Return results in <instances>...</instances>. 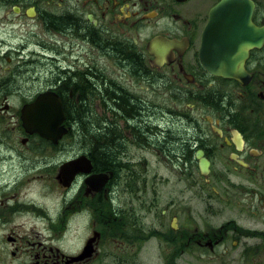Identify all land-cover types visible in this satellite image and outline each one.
<instances>
[{"label":"flooded vegetation","instance_id":"flooded-vegetation-1","mask_svg":"<svg viewBox=\"0 0 264 264\" xmlns=\"http://www.w3.org/2000/svg\"><path fill=\"white\" fill-rule=\"evenodd\" d=\"M217 1L0 0V264H219L264 252V0H248L262 42L234 77L199 56ZM155 90L162 101L146 98ZM41 93L61 102L68 132L56 141L21 117ZM79 111H98L91 140ZM167 116L184 129L152 124ZM108 131L119 146L104 163ZM133 145H151L188 183L150 181Z\"/></svg>","mask_w":264,"mask_h":264},{"label":"water","instance_id":"water-1","mask_svg":"<svg viewBox=\"0 0 264 264\" xmlns=\"http://www.w3.org/2000/svg\"><path fill=\"white\" fill-rule=\"evenodd\" d=\"M252 6L253 3L248 0H219L210 8L199 55L211 73L237 75L250 48L261 43L262 38L256 37L257 30L251 22ZM22 118L29 131L53 141L67 131L60 125L63 113L58 98L50 94L38 95L23 108ZM196 156L202 173L206 174L208 160L202 156L201 150H197Z\"/></svg>","mask_w":264,"mask_h":264},{"label":"rangeland","instance_id":"rangeland-1","mask_svg":"<svg viewBox=\"0 0 264 264\" xmlns=\"http://www.w3.org/2000/svg\"><path fill=\"white\" fill-rule=\"evenodd\" d=\"M40 66V65H39ZM148 92V90L146 89L144 91V94L146 95V93ZM162 93L160 92V90H155V94L152 93L151 91L147 94L146 98H150V99H155V101L159 102L162 101L161 99L164 98L163 95H161ZM161 95V99L158 98L157 96ZM177 113H179L177 111ZM79 114L81 117H83L84 122L85 123H90V120L96 119L95 114H98V111H79ZM167 118H162L160 121H152L153 125H159L160 128H172L174 127V129L176 131L179 132V130H183L184 126L178 122L175 121V119L173 117H169L167 116ZM89 121V122H87ZM94 123V121L92 122ZM79 130V131H78ZM78 130H76V132H73L70 134L69 138H81L78 137V135L80 136L81 134V130L80 127H78ZM79 133V134H78ZM91 134L87 133V135L85 136V138H90L87 140H91L92 138L90 137ZM161 141L163 142H167L168 139L167 138H160ZM173 141V146H175L174 139H171ZM170 143V144H171ZM167 144V143H166ZM170 144H167L168 146ZM129 150L132 151L131 155H130V159L134 160L135 162H138L140 166L144 165L146 168V174L150 177V181L152 180V178L154 176L157 175V173L160 174V182H169L172 184H175L177 189L183 188L184 185L186 183H188V180L186 179V176L181 175L178 172V169H175L173 167V164H169V166L166 164V161L163 159V157L161 158V161L158 162L157 161V157L155 155V150L151 145H148L146 147H141V146H137V145H133L132 147H129ZM134 154V155H133ZM165 156V155H164ZM144 161V162H143ZM155 173V175H153ZM214 181L211 180V183H213ZM174 187V185H169V189L172 190ZM218 188V187H217ZM194 193H198L197 191H195V189H193ZM207 192H211L209 188H207ZM199 197V196H198ZM200 199L195 198L194 199V205H196L198 208L201 207ZM261 249H259V251H254V253H251L250 255H239L236 254L234 255V260H229L227 259V256L222 260L219 264H264V252H260ZM197 264H200L199 262Z\"/></svg>","mask_w":264,"mask_h":264},{"label":"trees","instance_id":"trees-1","mask_svg":"<svg viewBox=\"0 0 264 264\" xmlns=\"http://www.w3.org/2000/svg\"><path fill=\"white\" fill-rule=\"evenodd\" d=\"M123 101L125 104L124 105L125 110L130 111L131 110L130 104L127 102L126 99H124ZM84 129H86V133H85V136H86V134L89 133L88 132V130H89V124L88 123H85ZM111 132L112 131L107 132V135H106V136H108L107 143L99 145L98 155H96L97 158L102 160L104 163H108L110 159L112 160L115 157V152L117 151V148L119 146L118 138H115L114 134H112Z\"/></svg>","mask_w":264,"mask_h":264},{"label":"bare ground","instance_id":"bare-ground-1","mask_svg":"<svg viewBox=\"0 0 264 264\" xmlns=\"http://www.w3.org/2000/svg\"><path fill=\"white\" fill-rule=\"evenodd\" d=\"M241 71H243V66H242V68H241ZM239 74V73H238ZM237 74V75H238ZM52 94H55V96L57 97V94L56 93H52ZM58 98V97H57ZM58 101H59V103H60V106H61V102H60V100L58 99ZM58 103V102H57Z\"/></svg>","mask_w":264,"mask_h":264}]
</instances>
